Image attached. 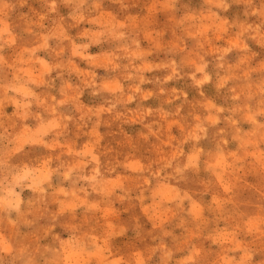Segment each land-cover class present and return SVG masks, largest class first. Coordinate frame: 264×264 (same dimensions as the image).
I'll list each match as a JSON object with an SVG mask.
<instances>
[{
	"label": "rangeland",
	"instance_id": "374dc122",
	"mask_svg": "<svg viewBox=\"0 0 264 264\" xmlns=\"http://www.w3.org/2000/svg\"><path fill=\"white\" fill-rule=\"evenodd\" d=\"M0 264H264V0H0Z\"/></svg>",
	"mask_w": 264,
	"mask_h": 264
}]
</instances>
